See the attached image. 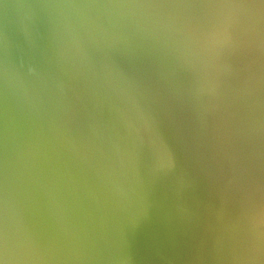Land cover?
<instances>
[{
  "label": "water",
  "instance_id": "95a60500",
  "mask_svg": "<svg viewBox=\"0 0 264 264\" xmlns=\"http://www.w3.org/2000/svg\"><path fill=\"white\" fill-rule=\"evenodd\" d=\"M184 2L200 0H0V214L7 176L37 264H264L236 223L264 192V111L198 118L190 75L133 23L147 10L106 7Z\"/></svg>",
  "mask_w": 264,
  "mask_h": 264
},
{
  "label": "clouds",
  "instance_id": "9594fccd",
  "mask_svg": "<svg viewBox=\"0 0 264 264\" xmlns=\"http://www.w3.org/2000/svg\"><path fill=\"white\" fill-rule=\"evenodd\" d=\"M106 7L147 10L133 23L163 45L176 66L191 78L189 96L198 118L215 110L248 113L264 111V76L251 67L264 60V0H200L184 3H141ZM139 120V125L133 123ZM128 127L142 145L151 147L156 171L161 150L156 118L135 105ZM149 136L146 138L145 133ZM174 165L170 162L169 167ZM236 223L247 242L264 248V192L245 191ZM45 250L28 236L19 235L10 220L5 176L3 211L0 214V264H37Z\"/></svg>",
  "mask_w": 264,
  "mask_h": 264
}]
</instances>
